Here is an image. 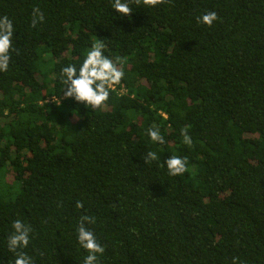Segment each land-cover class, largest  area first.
Masks as SVG:
<instances>
[{
  "label": "trees",
  "instance_id": "16d2710c",
  "mask_svg": "<svg viewBox=\"0 0 264 264\" xmlns=\"http://www.w3.org/2000/svg\"><path fill=\"white\" fill-rule=\"evenodd\" d=\"M112 3L0 0L14 27L0 72V264L14 262L16 219L32 226L35 264H83L81 215L105 246L98 264H264V0L133 4L130 16ZM208 11L211 27L197 20ZM99 39L124 76L93 110L63 97L61 69ZM170 156L188 171L170 176Z\"/></svg>",
  "mask_w": 264,
  "mask_h": 264
},
{
  "label": "clouds",
  "instance_id": "9594fccd",
  "mask_svg": "<svg viewBox=\"0 0 264 264\" xmlns=\"http://www.w3.org/2000/svg\"><path fill=\"white\" fill-rule=\"evenodd\" d=\"M167 0H113L112 7L116 13L122 16H130L134 11L131 5H141L146 7H156ZM32 26L44 20L43 14L38 7L33 8ZM218 19L215 11H208L198 17V23H203L209 27ZM14 27L7 15L0 17V72H6L11 60L10 51L13 50ZM106 45L103 39L94 43L87 52L83 62L77 68L70 64L61 69V80L63 84L62 93L65 99H73L77 103H82L86 108L93 110L102 108L109 99V88L118 85L124 76L122 63H115L113 59L104 54ZM59 104L60 100L57 97ZM52 100V98H51ZM47 102V101H46ZM75 116V112L73 113ZM148 136L153 142L164 144V137L160 134L159 128L151 127L147 130ZM183 142L191 145L192 140L186 129L181 130ZM144 163L149 164L157 160V154L149 151L143 157ZM166 166L170 176L182 175L188 171L186 158L180 156H170L163 165ZM77 208H82L83 203L77 201ZM95 223V218L88 215H81L76 229L78 244L87 251L83 264H98V257L105 252V246L100 244L95 233L86 224ZM14 230L7 239L8 250L15 254L13 264H35V261L23 249L30 243V233L32 226L24 223L20 219L12 222ZM233 264H238V259L233 258Z\"/></svg>",
  "mask_w": 264,
  "mask_h": 264
}]
</instances>
